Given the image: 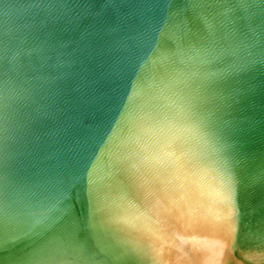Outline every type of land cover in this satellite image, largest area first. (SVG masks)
Returning a JSON list of instances; mask_svg holds the SVG:
<instances>
[{"label":"water","instance_id":"95a60500","mask_svg":"<svg viewBox=\"0 0 264 264\" xmlns=\"http://www.w3.org/2000/svg\"><path fill=\"white\" fill-rule=\"evenodd\" d=\"M0 264H264V0H0Z\"/></svg>","mask_w":264,"mask_h":264}]
</instances>
